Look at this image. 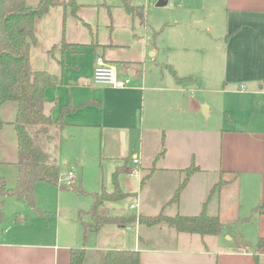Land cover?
Returning a JSON list of instances; mask_svg holds the SVG:
<instances>
[{
	"label": "crops",
	"instance_id": "0c3cea01",
	"mask_svg": "<svg viewBox=\"0 0 264 264\" xmlns=\"http://www.w3.org/2000/svg\"><path fill=\"white\" fill-rule=\"evenodd\" d=\"M26 1L35 5L40 0ZM77 2L80 6L74 15L70 7L54 6L36 18L29 64L32 70L61 78L44 93V110L52 119L63 106H77L63 117L56 149L59 140L60 144L98 139L100 154L113 162L111 186L100 183L90 197L102 187L112 191L113 172L120 170V189L132 196L129 207L137 209L132 214L154 215L162 210L166 215H196L221 175L229 179L237 173L234 181L221 187L218 204L212 199L208 208H215L210 214H219L223 223L250 222L255 227L254 240L248 242L244 235L234 239V228L201 237L163 223H108L97 232L88 229L83 264H104L108 249L137 250L140 264H264V247L257 252L255 248L258 238L264 237V206L253 211L264 202V0H166L161 10L170 14L159 25L169 31L158 38L155 33H141L135 27L139 18L127 13L120 1L99 0L92 6L85 4L89 0ZM63 15L66 24L61 34ZM51 18L56 25L39 35L38 20ZM173 25H182L178 38L168 35ZM62 41L69 45L56 54L62 56L63 65L49 53ZM97 55L113 64L119 77L128 76L129 86L114 89L95 84L92 72ZM16 109L14 101L0 104L4 121L0 175L6 183L15 181L17 173ZM213 115L219 124L209 127ZM146 136L150 153L144 148ZM162 149L163 156L154 162ZM134 157L139 159L137 164L132 162ZM192 163L199 170L190 176L178 204L170 203L181 171ZM134 167L139 168L138 175L131 174ZM147 181H155L158 197L142 199ZM73 190L85 193L81 180ZM58 199L55 213L58 216L64 209L72 215V236L62 241L59 232L49 231L48 226L18 230L6 238L1 234L0 264H69V249L83 242L79 212L86 210L60 194ZM112 203L104 206L109 209ZM245 217L249 219L240 222Z\"/></svg>",
	"mask_w": 264,
	"mask_h": 264
},
{
	"label": "trees",
	"instance_id": "16d2710c",
	"mask_svg": "<svg viewBox=\"0 0 264 264\" xmlns=\"http://www.w3.org/2000/svg\"><path fill=\"white\" fill-rule=\"evenodd\" d=\"M120 4L133 18L142 22L145 16L144 6L132 0H120ZM70 7L73 14L80 4L76 0H40L30 5L26 0H0V104L6 101L17 103L16 115L13 125L18 143V160L15 185L8 187L4 176L0 175V219L3 217V206L8 196H15L27 206L35 215H42L44 211L36 205L35 186L38 181L56 184L59 178L58 166L50 161V155L45 148L55 143L64 127L63 117L66 113L74 111L77 106L65 105L61 108L56 119L44 110L45 90L57 85L61 78L44 70L30 68V48L36 42L34 32L35 20L46 13L51 7ZM65 16L62 25L64 27ZM69 46L65 41L59 48L53 46L49 49L50 55L63 65L62 56H56L59 49L62 53ZM179 81L189 80L188 77H176ZM84 105V104H83ZM4 121L0 118V127ZM164 154L160 150L156 162ZM141 178V183L154 170ZM199 170L194 163L181 171L180 180L170 198V203L178 204L180 194L186 186L190 176ZM115 170L112 175L114 188L107 191L102 187L91 194L92 203L87 211L79 212V220L83 227V242L80 246L69 249V264H83L85 256V241L88 229L97 232L103 225L114 223L128 226L135 223L146 225L166 224L178 232L196 233L201 237L217 235L222 231H232L236 223H223L219 214L207 212V204L216 199L218 204L219 192L223 185L234 181L237 173L226 179L223 174L210 190L208 199L203 203L202 210L196 215H166L159 211L154 215L144 214H116L104 206L105 202H116L129 194L120 189L118 175ZM264 202L258 204L253 211H260ZM90 216V221L84 220V215ZM245 217L240 222L247 221ZM264 247V237H259L256 243V252ZM257 259V254H254ZM104 264H140V253L134 249H108L104 256Z\"/></svg>",
	"mask_w": 264,
	"mask_h": 264
},
{
	"label": "rangeland",
	"instance_id": "374dc122",
	"mask_svg": "<svg viewBox=\"0 0 264 264\" xmlns=\"http://www.w3.org/2000/svg\"><path fill=\"white\" fill-rule=\"evenodd\" d=\"M89 1L90 2L85 4H87L88 6H92L94 5V3L92 2H97L99 0ZM119 1L120 0H106L107 3L109 2L111 4L117 3ZM132 1L136 4L144 6L145 16L142 21V25L140 24L139 19H135V27L139 28V31L141 33L145 31L149 33L150 36L154 35L155 33V36H157V38L159 36H162L163 32H165L164 36L167 35V31L169 30H166V25H159V23L165 21V18L168 20V16L170 14H166L163 10H161L165 6H156L155 2L148 3L147 0ZM67 11L68 18H70L71 12L69 9H67ZM54 25H56V20H54L53 18L48 20H38L37 33L41 35V32L44 29H46L48 26L52 28L54 27ZM181 26L182 25H173L168 35H171L174 38L180 37L181 34H183V32H181V29H183ZM60 32L62 34V24L60 25ZM42 42H44L43 38L40 41V44H42ZM220 123L225 124L222 123V120H220ZM218 124L219 123L216 119V116L213 115L208 126L213 127L217 126ZM59 141L57 143V149L56 143L48 144V146L45 147L50 155V161L54 162L55 164L56 162H58L59 164V180L56 184H51L45 181H38L35 186L36 205L39 206L44 211V213L42 215H35L29 206H27L15 196L6 197L3 206V217L2 219H0V235L3 234V238L8 237L12 233L18 232V230H26V228L31 227H39L40 229H43L48 226L49 231L51 230V232L56 229L59 232L60 240L63 241V238H66L67 235L72 236V228L74 229V224H72V215L68 214L64 209L61 210L60 215H58L59 217L56 215L55 212L57 209V202L59 200L58 194H60L62 199L72 200L74 201V203L79 204V206H82V208L87 211L92 203V199L89 193L93 190L98 189L100 183H103L104 186L108 188L111 186V171L114 169V165L113 162L106 161V159L103 158L100 154L101 147L98 139L79 141L63 140L60 144ZM143 142L144 148L146 149L145 152L150 153L149 136H146ZM68 169H71L75 173L74 184L76 187H62V185H64V173ZM80 180L81 187L85 191V193L73 190L79 186ZM6 185L8 187H13L15 185V181H12V179H8ZM154 185L155 181H147L144 184L143 192L141 194L142 199H148L153 195L154 197L159 196L158 191L155 189V187H153ZM151 187L152 189L149 190V188ZM65 188H69V190L65 191ZM125 199L126 200L123 202H113L111 208H109L110 211L116 214L136 213L137 209L133 210L128 205L129 201L132 199V196L127 197ZM208 206L209 203L207 204V212H214L215 208H208ZM85 216L86 217H84V220L87 222L90 221V216L87 214ZM254 232V224H250V222L247 224L246 222L244 224L235 226L233 230V235L234 239H238L239 237L244 235L248 242H253L255 234Z\"/></svg>",
	"mask_w": 264,
	"mask_h": 264
},
{
	"label": "built area",
	"instance_id": "2783aa9c",
	"mask_svg": "<svg viewBox=\"0 0 264 264\" xmlns=\"http://www.w3.org/2000/svg\"><path fill=\"white\" fill-rule=\"evenodd\" d=\"M160 0H147L148 3H156ZM92 80L95 84L98 85H106L110 86L114 89H122L130 84V78L128 76L124 77H119L117 75L116 68L113 64L107 62L104 60V58L100 55H97L95 57V64L93 67V72H92ZM244 85L241 84V88L243 89ZM132 162L134 164H137L139 162V159L134 157L132 159ZM131 174L133 175H138L139 174V168L134 167L131 170ZM59 180V178H58ZM75 181V173L71 169H68L64 173V185L62 187H75L74 184ZM130 207H134V205H130Z\"/></svg>",
	"mask_w": 264,
	"mask_h": 264
},
{
	"label": "water",
	"instance_id": "95a60500",
	"mask_svg": "<svg viewBox=\"0 0 264 264\" xmlns=\"http://www.w3.org/2000/svg\"><path fill=\"white\" fill-rule=\"evenodd\" d=\"M166 4V0H160L156 3V6H162Z\"/></svg>",
	"mask_w": 264,
	"mask_h": 264
}]
</instances>
